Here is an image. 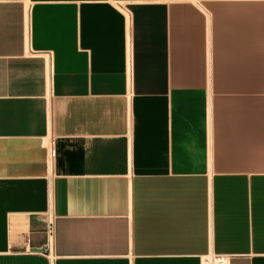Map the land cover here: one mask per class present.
Returning <instances> with one entry per match:
<instances>
[{
	"label": "crops",
	"instance_id": "0c3cea01",
	"mask_svg": "<svg viewBox=\"0 0 264 264\" xmlns=\"http://www.w3.org/2000/svg\"><path fill=\"white\" fill-rule=\"evenodd\" d=\"M216 254L264 264V0H0V264Z\"/></svg>",
	"mask_w": 264,
	"mask_h": 264
},
{
	"label": "built area",
	"instance_id": "2783aa9c",
	"mask_svg": "<svg viewBox=\"0 0 264 264\" xmlns=\"http://www.w3.org/2000/svg\"><path fill=\"white\" fill-rule=\"evenodd\" d=\"M46 241L42 246L41 252L45 255L48 259L49 263L52 262L54 257L53 253V237H54V218L52 213L47 210L46 212ZM26 249L24 246H22ZM228 255L216 254V255H209L205 258V264H228Z\"/></svg>",
	"mask_w": 264,
	"mask_h": 264
}]
</instances>
